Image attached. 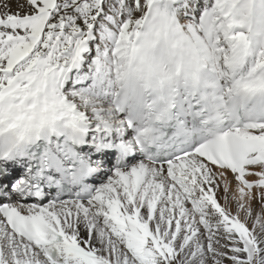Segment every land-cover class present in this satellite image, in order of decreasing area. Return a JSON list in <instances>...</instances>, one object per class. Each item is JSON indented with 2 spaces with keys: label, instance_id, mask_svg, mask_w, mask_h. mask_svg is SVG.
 I'll return each instance as SVG.
<instances>
[{
  "label": "snow or ice",
  "instance_id": "6c2138e0",
  "mask_svg": "<svg viewBox=\"0 0 264 264\" xmlns=\"http://www.w3.org/2000/svg\"><path fill=\"white\" fill-rule=\"evenodd\" d=\"M0 264H264V0H0Z\"/></svg>",
  "mask_w": 264,
  "mask_h": 264
}]
</instances>
